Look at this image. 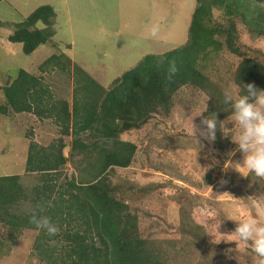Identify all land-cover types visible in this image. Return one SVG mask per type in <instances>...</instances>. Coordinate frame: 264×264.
<instances>
[{"label": "rangeland", "instance_id": "rangeland-1", "mask_svg": "<svg viewBox=\"0 0 264 264\" xmlns=\"http://www.w3.org/2000/svg\"><path fill=\"white\" fill-rule=\"evenodd\" d=\"M42 4L51 5L55 13L50 24L53 35L24 54L21 43L10 42L7 36L14 23ZM195 5L196 0H0L4 22L0 25V87L23 68L40 76L54 97L66 99L71 107L69 72L39 68L49 55L65 53L108 89L145 54H161L185 44ZM231 11L226 15L223 9H211L207 25L216 28L214 37L222 45L196 61L206 79L204 88L181 87L145 124L121 133L120 139L136 146L133 159L128 166H111L104 174L116 198L136 216L138 234L153 264H238L237 256L251 264L254 255L250 243L233 233L237 222L229 217L256 215L264 208V180L238 170L243 154L234 151L237 128L229 121L231 105L222 103V93L237 88L234 75L242 59L264 66V16L251 22L233 5ZM154 22L160 31L151 38ZM35 26L46 25L37 21ZM229 31L238 52L224 44ZM4 103L0 89V104ZM205 117L216 119L214 141L199 135ZM193 127L199 140L192 134ZM59 128L53 119L32 113H0V176L16 175L27 189L40 185L41 173L24 172L28 142L33 139L47 146L63 138L66 161L61 179L76 183L93 179L99 151L91 146L102 139L89 131L62 135ZM73 138L89 147L71 149ZM28 205L31 202L22 208ZM36 234V229L25 228L10 242L7 226L0 222V237L10 243L8 252L0 253V264H45L33 249Z\"/></svg>", "mask_w": 264, "mask_h": 264}, {"label": "trees", "instance_id": "trees-1", "mask_svg": "<svg viewBox=\"0 0 264 264\" xmlns=\"http://www.w3.org/2000/svg\"><path fill=\"white\" fill-rule=\"evenodd\" d=\"M232 5L251 22L264 16V0H196L186 43L161 54H145L134 67L115 78L108 89L65 53L49 55L39 68L45 71L46 66L57 67L69 72L71 107L66 99L54 97L40 76L23 68L0 87L5 99V103L0 104L1 114L28 112L40 119H53L62 135L89 131L102 139L91 146L99 151L93 179L79 183L61 179L66 161L62 154L66 146L63 138H56L47 146L29 140L24 172L41 173V184L27 189L16 175L0 176V222L7 226L10 242L23 229H36L33 249L45 264H153V256L138 234L136 216L127 204L116 198L104 174L109 167H126L133 159L136 146L120 139L121 133L145 124L181 87L204 88L206 79L196 68V61L222 45L214 37L216 28L207 25L211 9H223L230 15ZM54 14L51 5H39L22 21L14 23L8 41L21 43L22 52L30 54L51 39L50 24ZM37 21L46 26L37 28ZM0 25L4 22L0 21ZM232 37L233 32L229 31L224 44L238 52L237 47L233 48ZM172 62L178 72L168 81L167 69ZM234 80L241 94L243 85L248 83L264 89V66L244 58L236 68ZM77 139L73 138L71 149L84 151L89 147ZM25 202H31L33 207L44 205L43 214L59 227L58 234L49 236L31 224L30 213L22 208ZM49 202L54 206L48 207ZM9 245L0 237L1 254L8 252Z\"/></svg>", "mask_w": 264, "mask_h": 264}, {"label": "clouds", "instance_id": "clouds-1", "mask_svg": "<svg viewBox=\"0 0 264 264\" xmlns=\"http://www.w3.org/2000/svg\"><path fill=\"white\" fill-rule=\"evenodd\" d=\"M159 31V24L154 22L149 29V36L156 38ZM177 72L178 68L175 62H172L167 69L166 79L171 81ZM222 95V103L231 105L229 121L234 122L237 128V134L232 138L237 145L234 151L238 150L243 154V162L238 170L245 176L254 174L257 180H264V89H258L253 83H248L243 85V94L237 85L236 89H224ZM202 123L205 128L199 130V135L214 141L216 119L205 117ZM196 133L197 129L193 127L192 134L198 139ZM47 206L53 207L54 205L49 202ZM26 211L30 213L29 222L38 229L44 230L49 236H55L60 231L50 217L43 214L44 205L37 204L34 207L28 205ZM229 218L237 222L233 232L235 236L245 244L250 243L251 245L250 251L254 254L251 264H264V208L258 210L256 215L230 216ZM246 252L247 250L242 254ZM236 258L238 264H247V261L241 259L240 256Z\"/></svg>", "mask_w": 264, "mask_h": 264}, {"label": "crops", "instance_id": "crops-1", "mask_svg": "<svg viewBox=\"0 0 264 264\" xmlns=\"http://www.w3.org/2000/svg\"><path fill=\"white\" fill-rule=\"evenodd\" d=\"M77 63V62H76ZM80 65V64H79ZM80 66H82V65H80ZM100 83V82H99ZM70 85L72 84V83H69Z\"/></svg>", "mask_w": 264, "mask_h": 264}]
</instances>
